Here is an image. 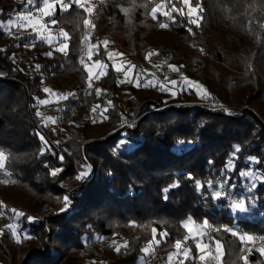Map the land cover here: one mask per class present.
Returning <instances> with one entry per match:
<instances>
[{
    "label": "trees",
    "instance_id": "16d2710c",
    "mask_svg": "<svg viewBox=\"0 0 264 264\" xmlns=\"http://www.w3.org/2000/svg\"><path fill=\"white\" fill-rule=\"evenodd\" d=\"M26 2L0 0V24L4 25L0 28V150L6 156L2 177L30 191L35 203L31 211L41 217L25 224L42 248H29L21 264H88L82 253L89 244L103 254L106 264H139L145 257L142 250L153 243V230L159 241L156 252L171 255L180 241L181 248L189 249L191 255L183 264H190L199 249L184 224L202 226L205 220L218 228L212 235L213 244L218 241L223 249L221 264H245L244 256L247 264H264L257 248L245 249L239 240L241 232L264 234V125L249 112L235 118L199 105L160 109L173 101L199 100V95L192 89L170 96L156 84L144 87L143 77L144 63L153 48L164 51L173 44L178 48L192 46L202 57L190 80L206 85L210 93L249 88L263 99L264 0H192L193 6L199 3L202 7L198 24L189 23L187 7L180 0H100L93 14L75 4L66 11L58 5L50 19L56 21L55 31L68 34L67 54L33 35L12 36L7 24ZM162 2L174 22L161 13L153 18L151 9ZM173 7L183 12L172 11ZM85 19L92 21L90 38L94 44L99 42L98 35L109 36L116 53L135 66L132 81L121 86L118 72L100 50L94 57L104 63L106 74L79 100L68 101L63 124L54 131L37 115L38 101L46 95L42 81L49 80L60 88L70 81L82 88L88 86L89 73L81 62L80 50ZM161 23L168 26L161 28ZM221 24L235 37L237 71L220 64L224 60L220 51L217 64L212 62L211 66L207 57L211 36ZM30 39L39 68L28 72L18 69L14 59L24 55ZM242 41L245 44L238 45ZM49 52L51 56L46 55ZM142 93H149L150 98L140 96ZM78 105L84 110L80 124L71 121ZM126 105L131 126L123 124ZM36 133L44 136L50 150ZM93 133L95 138L90 136ZM122 140L127 144L117 148ZM178 140L192 143L178 150ZM236 146L240 151L235 168L222 175ZM249 157L258 158L260 163L251 162ZM88 166V175L76 179ZM52 169L61 171L53 176ZM241 170L256 174L252 181L256 187L251 192L247 191L250 180L239 176ZM225 176L231 177L229 185L235 184L233 195L244 197L246 204L251 197L255 205L249 204L251 218L233 214L227 200L211 198L208 182L215 189ZM196 181L202 189L196 188ZM165 189H169L166 198ZM65 195L71 204L65 211L56 210L54 198L65 206ZM2 200L0 195V214L8 210L2 211ZM30 215L25 213L24 217ZM225 227L237 230L238 235L224 231ZM116 234L127 242L119 252L101 240ZM6 239L0 240V252L13 264L14 257L5 246L10 240ZM51 245L60 248L48 254ZM151 259L141 264H158V259Z\"/></svg>",
    "mask_w": 264,
    "mask_h": 264
},
{
    "label": "rangeland",
    "instance_id": "374dc122",
    "mask_svg": "<svg viewBox=\"0 0 264 264\" xmlns=\"http://www.w3.org/2000/svg\"><path fill=\"white\" fill-rule=\"evenodd\" d=\"M19 2L23 0H18ZM100 0H87L85 3V7H91L93 9L92 13H94V8L97 2ZM43 0H36L35 5H30L26 2L24 9L19 12L12 21L16 20V17L21 14H31L33 17V23L27 24L26 26H18L19 22L13 23L11 27H9V23L7 24V27L12 34L13 37L17 36H36L39 40H44L48 43V39L50 38L52 40L51 45H55L56 47L63 43V38H57L59 37V34L61 31L57 32L55 31V24H53L50 19L51 16H43V14L38 11V9L42 6ZM58 5L53 9V12L56 11ZM160 8V11L156 13L162 12H168L166 8L165 2H162L158 5ZM90 21L89 25H85L82 37L80 40V50L82 54L81 62L83 65H87L89 68H91V87L94 84V81L97 80L100 76H103L106 74V69L104 67V63L99 61L100 63L97 64V60H95V54H97L100 50H102L105 55H107L108 59L113 64L115 70L117 67L121 68V71H117L119 74V83L121 86H128V84L132 81L133 77V69L125 72L123 71L124 68H127L129 62L122 57V55L116 53L114 48V41L109 38V36H103L98 35L99 42L94 44L91 36L92 31V21ZM200 20L198 21V23ZM235 37L231 34L230 29L225 26L224 24H221V26H218V29L213 33L211 36V47H210V53L207 55L209 57L210 64L212 66L213 63L219 60L218 58V52L220 51L221 54L224 56L223 61H219L220 64L229 67L230 69H233L234 71L238 70V52L234 51L233 43ZM104 41H107L105 44ZM167 41V40H166ZM33 40L30 39L28 41L27 46L24 51V55L22 57H18L14 59L15 66L23 71H34L37 70L39 67V63L35 62V53L33 52ZM245 44V41H242L238 43V45L242 46ZM100 46V49H99ZM171 48H167L164 51L159 50L158 48H153V50L148 54L147 59L144 63V87L147 84L153 83L159 86V89H163L162 91L170 96H176L178 93H184L188 90H196L197 92H200L199 100L192 99L188 102L178 103V102H171L168 104L163 105L160 109L169 108L172 106H185V105H199L207 108H211L213 111H219L223 112L226 115L239 118L241 116H245L247 112L251 113L253 116H255L263 125H264V97L261 100L258 99V95L254 90H251L249 88L243 89V88H235L229 91L228 89L223 94V91L221 90L220 93H210L207 89L206 85L199 83L198 81H192L189 79V76H192V74L196 73L197 70V60L202 57V54H198L193 52L192 46L190 48H178L176 46L171 45ZM213 62V63H212ZM170 66H176V70H173ZM103 72L105 74L100 75V73ZM220 75H224L220 71ZM98 77V78H97ZM187 78V80L194 82L191 86H185L184 80ZM90 80V77H89ZM179 82L175 87L172 85V82ZM138 84V80L136 81ZM199 84L202 86V89H198L196 85ZM212 86V85H211ZM42 87L43 89L47 88L51 91L48 93H45V97L42 100L47 101L45 104L38 103L39 110L38 113L40 115L39 118L43 121V123L51 128L52 130H57L62 124H63V112L70 107L68 104L69 100H79L80 97H83L90 89L91 87L88 86L86 88L80 87L78 84L74 82H69L66 84L65 87L60 88L56 86L54 83L50 82L49 80L44 79L42 81ZM128 90V87L126 88ZM204 90L207 92V98H202L204 95ZM140 96H144V98H150L149 93H142ZM148 96V97H147ZM61 97H66L65 99H62ZM197 100V101H196ZM124 103H128L127 98H123ZM160 101V100H159ZM84 110L82 105H78L73 113V117L71 119L72 122H76L80 124L82 122V119L84 118ZM103 113V112H102ZM83 114V116H82ZM128 106H125V111L123 114V124L129 125V122L127 120L128 118ZM127 122V123H126ZM92 138H95L97 134L93 133L90 135ZM6 174L3 169H0V185H2V189L0 190V195L4 198L5 201L2 200V211L7 208L6 213L0 214V230L3 231V235H0V240L3 238H9L10 242H6L5 246L8 248L9 253L11 256L13 255V264H21V262L24 260V258L27 256V252L29 248H42L41 243L38 241L36 235H32L30 233L29 226H26V222H29L27 217H19L17 218L14 213L11 210H17L18 212H23L31 214L30 217L36 218L34 221H37L39 218L38 213L36 211H31V208L35 206V203L33 202L34 199H30V191L21 188L19 186H13L8 182L9 180H5L2 176ZM6 188V189H4ZM249 194V193H248ZM231 196L235 198H240L235 195H233V192L231 191ZM226 200V199H224ZM54 201L56 202V210H61L64 208L61 201L56 197L54 198ZM9 207V208H8ZM240 217H248L251 218V212L246 214H241L239 212L236 213ZM27 220V221H26ZM189 227L191 228V232H189V237L191 239L196 240V244L199 243L201 236L204 234L206 228L212 229V233L217 232L218 228L214 225H211L208 223V227L204 226V223L202 226H196L192 222L187 223ZM12 226V228H16L17 225H19V231L21 232L20 241L19 243L16 242V239L13 235V233L9 230L8 226ZM26 226V227H25ZM23 234H27L28 236L32 237L29 239H24ZM245 234H248L245 232ZM240 235H242L240 233ZM255 237L253 241L243 243L245 246V249L249 246H253L257 248V250L264 248V234H248ZM105 240L107 244L110 246H113L115 249L117 246L124 245L125 241L119 234L114 235L110 239H101ZM7 241V239H6ZM10 244V245H9ZM17 247H16V246ZM89 244L85 250L83 251V256L86 258L88 264H106L103 254L93 245L92 248H90ZM157 243L153 242L151 244V253L145 254L144 259L140 260L139 264L143 263L145 259L152 258L158 259V264L160 262L159 256L165 255L170 262V264H176L180 258L182 259V264L184 263V260L186 261L190 255L189 249L184 250L181 248L180 250H177L176 252L167 255L165 253H160L155 251ZM1 246V245H0ZM52 246V250L48 252V254H53L57 250H59L60 246ZM149 245L146 247L148 248ZM213 249L215 250V255H219V259H213V264H221V260L223 258V249H220V252L217 253L216 251V244H213ZM187 251L188 255L185 257L184 252ZM200 251V250H199ZM201 255H204L206 259L210 260V256L206 253V250L204 253L200 251ZM171 256V259L169 257ZM264 256V255H263ZM10 258L8 259L0 252V264H9Z\"/></svg>",
    "mask_w": 264,
    "mask_h": 264
},
{
    "label": "snow or ice",
    "instance_id": "6c2138e0",
    "mask_svg": "<svg viewBox=\"0 0 264 264\" xmlns=\"http://www.w3.org/2000/svg\"><path fill=\"white\" fill-rule=\"evenodd\" d=\"M87 2V0H67V2H65V0H43V3H42V6L38 9V11H40L43 16H51V15H54V12H53V9L59 5L60 7V10L61 11H66L70 6L71 4H75L77 5L80 9H83L85 12L91 14L93 9L91 7H85V3ZM180 2L185 5L187 7V15L189 17V23L191 24H198V21L201 19L200 17V11H202V7L199 3H197L195 6H193L192 4V0H180ZM27 3L30 4V5H35L36 3V0H27ZM123 11H125L126 13L129 11V9H123ZM160 11V8L159 7H153L151 9V14L153 16V18L155 19L156 18V13ZM172 11H178V12H183V9H176L175 7H173ZM163 15H165L167 18L169 19H172L173 22H174V17H172L171 15V12H162ZM19 22V25L18 26H26L27 24H32L33 23V17L32 15L29 13V14H21L19 16L16 17V20L15 21H9V27H11V25L13 23H16V22ZM53 24L56 23L55 20H52L51 21ZM84 24L87 26L90 24V21L85 19L84 20ZM168 25L165 24V23H161L160 24V27L161 28H166ZM4 25L3 24H0V28H3ZM63 38V43H61L59 45L58 48H56L55 50L56 51H60L64 54H67V49L69 47L67 41L69 39L68 37V34L61 31V33L59 34V37H57L58 39L59 38ZM48 43L51 44L52 43V40L49 38L48 39ZM104 43L106 44L107 41H104ZM26 47L27 46H31V45H25ZM203 51V50H201ZM46 55L48 56H51L52 53L49 52L47 53ZM100 62L97 61V64H99ZM39 67V66H37ZM135 66L134 65H128L127 68H124L123 71L125 72V74L127 73V71L131 70L132 68H134ZM173 70H176V66H170ZM85 70L89 73V77H90V80H89V86L91 87V68H89L87 65H85ZM122 69L117 67L116 68V71H121ZM105 73L101 72L100 75H103ZM98 78V77H97ZM136 79H138V77H134ZM179 82H175L173 81L172 82V85L175 87ZM194 82H191L189 80H187V78H185L184 80V84L185 86H191ZM145 86H148L147 84ZM196 87L198 89H202V86L197 84ZM43 91L45 93H48L50 92L51 90L50 89H43ZM97 92V95H99L100 93V90L97 89L96 90ZM198 95H200V92L198 91L197 92ZM62 99H65L66 97H61ZM202 98H207V92L206 90H204V95L202 96ZM38 103L40 104H45L47 103V101L45 100H39ZM93 111H95V108L93 109ZM37 115H40L39 113H37ZM127 123V122H126ZM131 126V125H129ZM36 135L39 136L42 144L45 145L46 148H48V142L46 141V139L44 138V136L40 133H36ZM192 142L191 141H183V140H178L177 141V149L178 150H183L184 146L186 144H191ZM125 144H127V141L126 140H122L118 143L117 145V148H120V147H123ZM48 150H50V148H48ZM114 151H116V149H114ZM240 151L239 149V146H236L234 148V152L232 154V157L227 160L225 162V166L224 168L221 170V174L224 175V173L226 172H230L232 170H234L235 168V159H237L236 157V153H238ZM59 159L63 160V156H60ZM251 162L253 163H260L259 159L258 158H255V157H249L248 158ZM5 160H6V156H5V153L3 150H0V169H3L5 167ZM209 163L211 164L212 161H209ZM90 170V166L86 167L85 170L81 171L79 173V175L76 177V179L78 180H83L87 175H88V172ZM61 171V169H52L50 170V174L55 176L58 174V172ZM239 176L242 177V178H248L250 180V185H249V188L247 189V191L251 192L255 187H256V184L252 181H255V179L257 178L256 177V174L253 172V171H250V170H241L239 172ZM189 179H192L191 175L189 174ZM231 179L230 176H225L224 177V180L220 183L217 184L216 188L213 189V186H212V182L209 181L208 184H207V187L209 189H212L210 195H211V198L214 200V201H220V200H224L226 199L228 201V207L230 208L231 212L233 214L239 212L241 214H246V213H249L251 211V208L249 207V204H251L252 207H254V202L252 201L251 197L247 198L248 199V204H246V199L244 197H240V198H235V197H232L231 196V191L233 189H235V184H232V185H229L228 184V181ZM196 184V188L198 190L202 189L203 185L201 184L200 181H196L195 182ZM174 186H178V185H174ZM169 191V189H165L164 190V193H165V198H166V194L167 192ZM63 200L65 202V206L64 208L61 209V211H65L69 205L71 204V201L69 199V197L67 195H65L63 197ZM14 215L19 218V217H23L25 214L23 212H18L17 210H11ZM28 221L29 222H33L36 218H33V217H27ZM204 226L205 227H208V222L207 220L204 221ZM184 227L189 231L191 232V228L189 227V225L187 223L184 224ZM9 230L13 233L15 239H16V242L19 243L21 242L20 241V236H21V232L19 231V225H17L16 228H12V226H8ZM224 231L226 232H231V234L233 236H237L238 235V231L237 230H233L231 228H228V227H225L223 229ZM0 235H3V231L0 230ZM162 236H166V234H161ZM23 238L24 239H29V238H32L30 236H28L27 234H23ZM255 239V237H253L252 235H248V234H242V235H239V240L242 242V243H247V242H250V241H253ZM153 242L155 243H159V241L155 240V230H153ZM151 244L152 242H150L149 244V247L148 248H145L143 249L142 251L145 253V254H150L151 253ZM121 247H127V242H125L124 245H120V246H117L116 247V251L119 252L120 251V248ZM221 245L220 243L217 241L216 242V251L217 253L220 252V249H221ZM176 248L177 250H180L181 249V242L180 241H177L176 242ZM197 248L202 252L204 253L205 252V249L208 248V245L206 244H201V243H198L197 244ZM249 251H251V249H249ZM261 255H264V248H261L259 249ZM184 255L185 257H187L188 253L187 251L184 252ZM208 255L211 257V259H219V255L217 256H212L211 255V251L208 252ZM245 261V264H247V257L244 256L242 257ZM143 259V258H142ZM169 259H171V256L169 257ZM201 260H204L205 259V256L204 255H201L200 257Z\"/></svg>",
    "mask_w": 264,
    "mask_h": 264
},
{
    "label": "built area",
    "instance_id": "2783aa9c",
    "mask_svg": "<svg viewBox=\"0 0 264 264\" xmlns=\"http://www.w3.org/2000/svg\"><path fill=\"white\" fill-rule=\"evenodd\" d=\"M241 234H245V232H241ZM264 238V236H263ZM199 243L201 244H206L208 245V248H206V253L208 254L209 251H211V255H215V250L213 249V235H212V229L206 228L204 234L201 236ZM93 245H90V248H92ZM201 254H198L194 257H192L191 263L190 264H213V259H200ZM160 262L159 264H170L168 261L167 257L165 255H160L159 256Z\"/></svg>",
    "mask_w": 264,
    "mask_h": 264
},
{
    "label": "crops",
    "instance_id": "0c3cea01",
    "mask_svg": "<svg viewBox=\"0 0 264 264\" xmlns=\"http://www.w3.org/2000/svg\"><path fill=\"white\" fill-rule=\"evenodd\" d=\"M190 238V237H189ZM199 253H200V251H199Z\"/></svg>",
    "mask_w": 264,
    "mask_h": 264
}]
</instances>
